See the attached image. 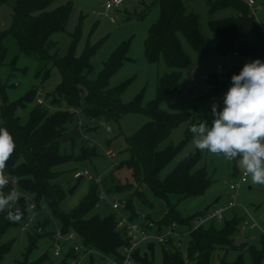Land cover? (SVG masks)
<instances>
[{
    "label": "rangeland",
    "instance_id": "1",
    "mask_svg": "<svg viewBox=\"0 0 264 264\" xmlns=\"http://www.w3.org/2000/svg\"><path fill=\"white\" fill-rule=\"evenodd\" d=\"M14 0L0 3V31L6 30L12 23V4ZM71 10L64 30L56 31L51 39L56 42L58 53L63 56L69 50L73 36L75 39V54L80 57L90 48L91 69L88 76L96 79L111 54L120 46L125 48L123 64L109 77V86L120 88V99L123 103L136 101L145 107L150 100L157 96L158 78L171 69L163 58L150 62L145 55V39L152 24L159 17V6L153 0H124L122 4L106 8L107 0H71ZM188 11L198 17L199 29L208 49H194L188 40L179 33L181 45L190 58L189 65L181 70L182 90L180 96L165 100L160 107L170 113L188 111L192 113L191 121L183 122L175 127L169 137L160 147L184 143L179 153L160 172L163 177L188 154L195 150L192 142L191 126L203 118L213 103L223 108V98L231 87L215 91V85L209 80L217 74V80L223 81V71L234 67H243L245 63L260 59L262 56H241L231 53H221L217 49L219 36L211 28L210 22L235 15L237 12L231 5L209 10L206 0H184ZM67 0H54L51 7L66 3ZM264 37V0H255L250 6ZM8 47L3 64H0V106L3 104L2 90L8 101H17L30 91L36 90L33 98L25 105L18 107L16 113L23 124H26L30 111L38 106V100L44 101L43 107L48 114L58 110H70L65 100L51 101L52 93L61 81L60 70L53 66L49 74L39 71L40 63L36 57L20 52L15 39L8 35L4 39ZM71 111V110H70ZM1 113V110H0ZM148 117L141 112H128L119 118L102 122V117H90L76 112L67 125V130L59 139L60 150L71 155L73 159L58 167L57 182L65 189L66 195L60 206L64 211L75 208L79 202L96 186L97 205L90 215L98 212L101 216L114 213L124 223L137 224L144 227L148 237L139 240L135 249L139 255L146 257L153 264H161L165 250H177L188 264H196L195 257L188 256L190 230L195 228L194 220L189 223H176L171 234L170 225H159L166 209L163 199L155 196L148 186L142 189V196L135 194V181L131 170L126 165L119 166L121 161L128 158L125 151L126 138L136 132ZM1 123V118H0ZM90 155L82 158L84 150ZM112 155L108 154V151ZM201 157L196 167H204L211 183L205 191L197 196L179 199L177 194L169 198L182 217H190L195 213H205L216 206H223L233 200L235 204L228 207L221 218L214 217L206 221L203 227L214 226L219 229L225 221L234 216L238 219L236 230L232 234L234 247L215 248L210 264H220L223 259L233 261L240 256L243 264H253L252 250L264 249V185L253 184L250 177L240 182L243 169L239 159L227 161L223 156L200 151ZM78 157V158H77ZM83 175L76 178L74 174ZM7 175V173L5 172ZM88 174L93 178H88ZM111 175L121 185L131 186L130 190H118L108 193L102 186V180ZM113 176V177H112ZM237 185L231 190L230 185ZM72 193L68 191L72 189ZM219 198L218 202L215 200ZM131 205H123L127 200ZM120 204L119 209L112 207L113 202ZM32 221L29 222V219ZM255 223L251 227V223ZM120 223V222H119ZM60 220L52 214L46 201L42 199L36 210H31L29 217L20 220L18 225L10 227L1 236V242H8L10 249L4 255L0 264H23L25 257L28 261H38V264H61L71 243H59V255L54 254L53 238L50 236L61 229ZM41 232L35 245L28 250V234ZM159 234H166L164 242L153 239ZM75 242L81 244L76 235ZM113 255H104L96 249L86 251L83 247L77 250L73 258H67L68 264H110ZM61 262V263H60ZM134 264H140L135 261ZM264 264V255L261 258Z\"/></svg>",
    "mask_w": 264,
    "mask_h": 264
},
{
    "label": "trees",
    "instance_id": "2",
    "mask_svg": "<svg viewBox=\"0 0 264 264\" xmlns=\"http://www.w3.org/2000/svg\"><path fill=\"white\" fill-rule=\"evenodd\" d=\"M9 0H0L5 3ZM54 0H14L12 4L11 26L0 31V64L6 56L8 47L4 43L5 37L12 36L20 52L34 56L40 63L39 71L45 70L48 75L50 68L55 66L61 72V81L52 93L51 101L65 100L70 110H58L48 114V109L38 104L30 111L26 124L20 121L16 111L33 98L36 90L30 91L17 101H8L2 90L3 104L0 106V128H6L16 144L12 157L7 162L5 172L7 177L17 178V187L24 194L31 196L26 199L21 196L13 201L11 209L20 208L21 220H26L31 210H36L42 199L50 207L52 214L57 217L63 232L74 231L81 239V245L86 251L96 249L104 255H113L121 259V249L130 242L126 229L119 226V219L114 213L101 216L98 212L89 214L97 205L98 194L96 186L82 198L79 204L70 211L62 210L60 203L66 195L65 189L57 182L58 167L69 162L73 157L60 150L59 139L65 134L68 123L76 112L90 117H102V122L119 118L128 112H141L149 119L136 132L126 138L125 151L128 158L120 162L119 166L126 165L131 170L136 183L134 193L142 196V189L148 186L152 193L166 203L164 216L159 225L172 223H189L197 215L182 217L176 205L169 198L170 194H177L179 199L202 194L211 183L204 167H196L201 152L193 150L185 156L168 174L161 177L162 169L179 153L183 142L178 145L160 147L171 131L183 122L193 119L188 111L170 113L164 111L160 104L180 96L182 90L181 70L189 65L190 58L184 51L179 33L190 45L199 51L208 49L199 29L198 17L188 11L184 0H153L159 6V17L152 24L145 39V55L150 62L164 59L171 69L160 75L157 85V96L150 100L145 107L136 101L123 103L120 99V88L109 86V77L123 64L125 60L124 46L118 47L105 62L100 76L92 79L88 76L91 69L90 57L92 50L86 49L82 56L75 54V37L67 53L61 56L58 53L56 42L51 35L64 30L71 10V0L51 7ZM209 10L231 5L236 14L212 20L211 28L219 36L217 45L221 53H231L241 56L264 55V37L262 30L245 0H206ZM241 67H234L223 71L224 80L218 81L217 74L209 77L218 91L231 85V77L239 74ZM210 109L196 124L206 121L211 126L214 119ZM222 110V108L217 109ZM84 150L82 158L90 155ZM78 158V157H77ZM111 175L102 180V186L108 193L118 190H130L131 186L121 185ZM81 177V176H80ZM76 177V178H80ZM113 177V176H112ZM13 188L7 184L3 189L9 193ZM34 208H31V204ZM131 205L127 199L123 205ZM7 210L0 213V240L1 236L10 227L18 225L6 220ZM238 219L234 216L225 221L219 229L214 226L208 228L200 226L190 230L188 256L195 257L196 264H210L215 248H232V234L237 228ZM41 232L28 234L31 249ZM54 237V233L50 235ZM10 249L8 242L0 241V262ZM77 254L73 246L68 249L61 264H68L66 259ZM264 249L252 250L253 264H261ZM135 261L140 264H153L151 260L139 255L138 249L133 252ZM25 257L23 264H38V261H28ZM76 264V263H74ZM161 264H188L177 250H165ZM220 264H243L240 256L233 261L223 259Z\"/></svg>",
    "mask_w": 264,
    "mask_h": 264
},
{
    "label": "clouds",
    "instance_id": "3",
    "mask_svg": "<svg viewBox=\"0 0 264 264\" xmlns=\"http://www.w3.org/2000/svg\"><path fill=\"white\" fill-rule=\"evenodd\" d=\"M231 87L223 98L222 110L213 103L211 126L206 121L191 126L196 149L223 156L227 161L239 159V166L253 184L264 185V62L260 59L245 63L239 74L231 77ZM16 148L13 136L0 128V213L18 223L22 218L19 207L11 209L17 200L15 189L5 194L8 184L7 162Z\"/></svg>",
    "mask_w": 264,
    "mask_h": 264
},
{
    "label": "built area",
    "instance_id": "4",
    "mask_svg": "<svg viewBox=\"0 0 264 264\" xmlns=\"http://www.w3.org/2000/svg\"><path fill=\"white\" fill-rule=\"evenodd\" d=\"M124 0H107L106 2V8L110 9L113 6L116 5H120L123 3ZM250 6H252L253 4H255V0H245ZM38 104L40 105H44V101L42 99L38 100ZM108 154L112 155V152L109 150L107 152ZM83 174L81 172H76L74 174L75 177H80ZM88 178L92 179L93 177L91 175L88 174ZM8 179V184H12L13 185V189H15V191L17 192V200L21 197V196H25L26 199H31V196L29 195H24L17 187V178L16 177H7ZM246 181V176L244 175V173L241 174L240 176V182H245ZM237 185H230V189L233 190L236 188ZM11 190V191H12ZM101 196H99L100 198ZM15 200V201H17ZM235 204V202L233 200L228 201V203H226L223 206H216L215 208H213L212 210H206L205 213H201L199 215H197L193 220H194V224H195V228H198L202 225H204V223L214 217H218L221 218L223 215V212L228 208L231 207ZM31 208H34V204L32 203ZM112 207L114 209H119L120 204L118 202H113ZM32 221V218L29 219V222ZM256 224L253 222L251 223V227H254ZM120 227H123L124 229H126V232L129 236V240L130 242L126 245H124L121 249L122 252V258L121 259H116L113 258V260L111 261L110 264H134V256H133V252L137 246V243L139 240H145L147 239L148 235L144 229V227H141L137 224H128V223H124L122 220L119 223ZM171 230L170 232L166 233V234H171L176 225L175 223H172L171 225ZM166 234H159L153 237L154 240H156L157 242H164L165 238H166ZM76 233L74 231H69V232H63L61 229H57L56 232L54 233V237H53V246L55 248L54 250V254L55 255H59V243L61 241L64 242H68L71 243L74 248L75 251L79 250L80 248H82L83 246L80 243L75 242L76 239Z\"/></svg>",
    "mask_w": 264,
    "mask_h": 264
},
{
    "label": "water",
    "instance_id": "5",
    "mask_svg": "<svg viewBox=\"0 0 264 264\" xmlns=\"http://www.w3.org/2000/svg\"><path fill=\"white\" fill-rule=\"evenodd\" d=\"M74 188H75V187H73L72 189H70L68 192H69V193H72L73 190H74ZM218 200H219V198H217V199L215 200V202H218Z\"/></svg>",
    "mask_w": 264,
    "mask_h": 264
}]
</instances>
